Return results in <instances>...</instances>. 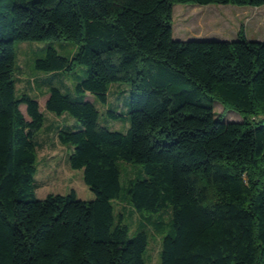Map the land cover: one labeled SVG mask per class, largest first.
I'll return each instance as SVG.
<instances>
[{
  "label": "trees",
  "instance_id": "obj_1",
  "mask_svg": "<svg viewBox=\"0 0 264 264\" xmlns=\"http://www.w3.org/2000/svg\"><path fill=\"white\" fill-rule=\"evenodd\" d=\"M177 4L264 0H0V264H145L147 232L129 236L115 213L120 163L143 175L129 181L123 210H170L159 264H264V42L242 28L236 40H174ZM54 40L77 51L48 47L37 70L86 68L74 96L51 87L45 109L78 122L56 135L71 145L69 165L83 170L91 201L74 191L34 197L44 116L16 93L15 43ZM117 83L129 85L127 135L101 125L94 105ZM215 102L242 121H223Z\"/></svg>",
  "mask_w": 264,
  "mask_h": 264
},
{
  "label": "rangeland",
  "instance_id": "obj_2",
  "mask_svg": "<svg viewBox=\"0 0 264 264\" xmlns=\"http://www.w3.org/2000/svg\"><path fill=\"white\" fill-rule=\"evenodd\" d=\"M240 28L244 30L248 41L264 42V6L238 7L232 5L197 6L177 4L173 7V39L187 40H236ZM52 47L64 57H71L77 51V45L70 41L54 40L42 42L15 43V79L16 93H27L39 104L44 116L41 129L35 134L37 161L34 175V197L44 199L49 194L67 195L75 192L76 198L83 201L95 199L94 193L83 181V170H74L69 165L72 147L57 139L60 128L72 130L78 122L68 114L57 116L45 109L49 89L59 88L63 93L74 96L75 85L86 77V68L78 66L73 72L47 73L35 68V61L43 58L46 49ZM108 101L102 104L98 100L94 105L99 111V123L110 130L127 135L130 124L128 118L129 85L117 83L109 88ZM88 99H94L88 96ZM21 111L26 119L25 105ZM110 109L118 114L116 119L107 116ZM213 111L225 122H240L242 117L236 111H224L221 103L215 102ZM121 197L114 201L115 213L123 211L124 223L129 227V236L138 230L148 234V246L145 251V264H159L162 238L170 232L171 213L165 209L157 214H128L123 195L129 181L141 178L139 166L120 163ZM122 207L125 209L123 210Z\"/></svg>",
  "mask_w": 264,
  "mask_h": 264
}]
</instances>
